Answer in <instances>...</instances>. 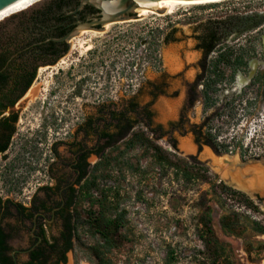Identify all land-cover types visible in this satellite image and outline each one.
Listing matches in <instances>:
<instances>
[{
    "label": "rangeland",
    "instance_id": "1",
    "mask_svg": "<svg viewBox=\"0 0 264 264\" xmlns=\"http://www.w3.org/2000/svg\"><path fill=\"white\" fill-rule=\"evenodd\" d=\"M261 10L264 0L178 6L169 14L161 11L112 23L105 33L83 34L85 42L80 40L77 45L76 39L65 62L46 70L37 80L26 111L29 168L0 174L1 197L28 204L25 197L51 182L46 168L53 153L61 158L65 155L61 143L72 139L77 125L93 115L98 103L121 104L132 97L143 78L145 83L158 82L165 74L168 94L159 96L151 107L154 125L167 133L156 143L169 152L176 166L159 167L152 152L143 147L125 150L120 144L113 150L109 157L118 156L114 166H102L93 174L98 177V189L108 190L113 214L119 215L122 224L112 231L111 246L100 250L95 234L81 229L80 243L68 253V264H224L223 258L210 256L208 244L213 240L205 231L206 220H210L215 245L225 250L231 264H264V234L254 230L256 224L264 226V187L257 192L259 197H252L226 183L211 165L220 159L223 166L222 158L227 155L232 161L264 159V103L255 108L248 104L243 111L240 103L239 110L235 109L237 119L233 116L232 120L226 109L224 116L213 122L215 129L222 126L228 132L221 141L237 135L228 153L217 154L196 144L188 131L190 124H200L212 115L213 108H204L200 101L187 107L186 102L187 85L194 80L200 56L195 49L200 26L208 19ZM169 32L177 39L175 43L163 42ZM233 40H228V45L240 43L249 49L248 36ZM146 91L145 86L138 102L150 100ZM229 93L218 95L217 103ZM247 97L252 98L253 92ZM56 143L60 144L53 146ZM89 162L95 163L96 158L91 156ZM221 182L250 202L223 190ZM232 213L238 215L237 232H229L221 224L222 218Z\"/></svg>",
    "mask_w": 264,
    "mask_h": 264
},
{
    "label": "flooded vegetation",
    "instance_id": "2",
    "mask_svg": "<svg viewBox=\"0 0 264 264\" xmlns=\"http://www.w3.org/2000/svg\"><path fill=\"white\" fill-rule=\"evenodd\" d=\"M239 21V28L246 30L240 32L235 29L228 40L234 37L233 42H237L248 36L249 52L234 57V60L237 58L240 64L234 63V66H230L224 60L220 64L224 72V79L217 84L218 95L227 90L230 93L227 96L224 95L223 101L220 104L216 103L215 107L222 108L230 104L232 108L238 111L241 103L244 104V107H241L243 111V108L247 109L248 104L255 108L264 103V10L240 14ZM106 26L105 30H81L77 34L79 35L78 38H75L77 35H71L68 51L52 65L37 66L36 75L26 91L9 109L0 114V174L29 168L28 131L30 129L26 128L28 125L26 123L28 118L26 111L30 104L29 97L37 80L46 70L56 68L65 62V59L71 55L76 39L79 42L84 38L82 32L105 33ZM171 34V32L167 33L163 40L167 37L169 41L175 43L177 39ZM228 40L226 41L227 44ZM77 41L76 44H78ZM237 47L246 46L238 43ZM198 51L200 56L195 63L196 74L199 71V62L203 58L202 52ZM216 56L213 53L206 56V65L208 66L210 60ZM220 58L222 59L224 56L221 55ZM207 73L208 70L203 76V83L204 80L209 82ZM203 83L198 88H203ZM145 86L146 83L143 78L131 98H137ZM236 86L239 89H233ZM147 88L149 91V87ZM41 89L39 88V91ZM251 91L253 97L249 98L247 96ZM147 95L151 98L150 94ZM122 106L131 109V105L128 103L101 102L94 107L92 116L84 117L75 128L72 139L66 143H61L64 145L65 155L61 158L53 153L54 159L46 168V173L51 182L39 185L31 196L25 197L28 204L16 202L11 197L3 198L0 194V227L2 229L0 233L5 235L0 247V260L2 262L5 264H68V253H73L75 246L80 243L81 229H88L91 234L100 238L99 233L95 232L97 222L102 217H106L108 222L112 219V203L108 201L110 198L108 190L98 189V179L94 180L95 184H90L88 188L86 187L87 180L91 181L95 177L93 172L97 162L103 157H109L113 152L112 141H116V146L123 144L122 142L129 137L130 133L144 123L143 117H133L131 119L132 129L121 136L118 129L114 130L113 126L109 124L110 120L99 117L104 109L120 110ZM143 108L144 103L139 101L136 110L141 112ZM251 112L252 110L247 115H251ZM182 114L180 113L179 116L181 117ZM234 116H236L234 119H237V113ZM127 123L125 120L122 126H127ZM58 144L60 143L53 146ZM91 156L96 158V162L93 164L89 162ZM235 163L236 161H232L230 166L232 164L235 166ZM223 166L226 169L229 167L225 163ZM227 175H229L228 170L224 172L223 176L226 177ZM17 203L22 205L24 209L18 210L15 207ZM84 204L88 207H85ZM99 232L106 236L111 234L109 227L104 232L100 228ZM69 245H72V248ZM93 258L95 259V254ZM72 263L74 264L73 261Z\"/></svg>",
    "mask_w": 264,
    "mask_h": 264
},
{
    "label": "water",
    "instance_id": "3",
    "mask_svg": "<svg viewBox=\"0 0 264 264\" xmlns=\"http://www.w3.org/2000/svg\"><path fill=\"white\" fill-rule=\"evenodd\" d=\"M24 1L0 0V11ZM177 1L206 0H39L2 18L0 114L26 91L36 75L37 66L52 65L68 51L71 35L86 29L104 30L108 24L136 19L142 16L141 10L146 6L165 12L173 9ZM234 161L235 178L227 175L222 177L224 181L252 197L253 194L259 197L260 189H246V184L254 181L257 188L263 189L264 172L261 169L264 170V159L241 161L237 158ZM222 162L232 163L228 155ZM214 171L219 172L216 168ZM0 264L3 263L0 261Z\"/></svg>",
    "mask_w": 264,
    "mask_h": 264
},
{
    "label": "trees",
    "instance_id": "4",
    "mask_svg": "<svg viewBox=\"0 0 264 264\" xmlns=\"http://www.w3.org/2000/svg\"><path fill=\"white\" fill-rule=\"evenodd\" d=\"M214 4V3H212ZM239 18L240 15H228L226 17L220 18V19H208L206 20L199 28V33L195 36V39L197 40V44L195 46V49L200 50L203 54V58L201 62H199V71L196 74L195 80L193 83H190L187 85V104L189 107H192L196 102H201L204 108L209 109L213 108L214 112L212 115L207 116L200 124H190L189 126V132L193 135L194 142L201 145H206L210 147L215 153L221 154V152L228 153L229 144L232 143L235 139H237V135L230 137L229 141L226 142L225 140L221 141L223 136L227 135L228 132L224 130V128L221 126L219 128L214 127V121L219 118H222L224 116L225 110L229 109L230 117L233 120V116L235 113V109L232 108L229 105H226L224 107H215L217 103L218 98V91L219 88L217 86L218 82L222 79H224V72L220 67V64L224 60L227 65L234 66V63L240 64L237 58L234 57L236 55H244L248 54L249 49L246 47H235L228 45L226 41L229 37L232 36L234 30L242 32L244 29L239 28ZM164 43L168 42V38L165 37L163 40ZM216 54L217 56L210 60V64L206 65V56L209 54ZM224 56V58H220ZM208 70L207 76L209 78V82L203 83V76ZM167 75L162 74L160 81L156 82H146V87H149L146 89L147 94H150L151 98L148 102L144 103V108L141 112H138L136 110L138 101L137 98H129L122 103H128L131 105V109L129 108H122L120 110H106L104 109L103 112H101V115L99 117L103 119L110 120L109 124L113 126L114 130L118 129V132L121 136H124L126 134V131H130L133 127L132 125V118L133 117H143L144 123L143 125H139V127L135 130H133L129 137L122 142L123 146L126 149L134 148L135 146L143 147L146 151H151V157L154 159V162L160 167H166V166H176L172 163L169 152L165 149H163L159 144L156 143V140H160L164 135H166V132H163L160 125H154L153 123V111L151 109V106L153 102L161 95H167V88L169 87V83L166 81ZM203 83V88H198V86H201ZM144 90V89H143ZM142 93V92H141ZM140 93V94H141ZM139 96V95H138ZM185 114H182L181 118L184 117ZM127 121V126H122V123L124 121ZM127 128L126 130L124 128ZM221 138V139H219ZM227 138V137H225ZM168 143L173 146V141L171 138L168 139ZM113 149H118V146H116V141H112ZM241 155H243L241 153ZM118 156L114 157H103L99 162L96 164V169L101 168L102 166L105 167V169L109 166H114V164L117 162ZM114 163V164H113ZM95 169V170H96ZM93 177V176H92ZM98 177H93V180L89 181L87 180L86 187L88 188L90 184H95L94 180H97ZM92 182V183H90ZM223 190H226L228 192L237 194L244 198L245 200H248V198L242 194L239 191H235L222 182L220 183ZM1 201V199H0ZM249 201V200H248ZM247 201V202H248ZM250 202V201H249ZM15 207L18 210L24 209L22 205L15 204ZM115 212V209L114 211ZM232 216V218H231ZM231 216H224L221 220L222 227H224L229 232H237V217L238 215L236 213H232ZM106 217H102L97 222V229L95 232L99 233L100 238V249H106L111 246V238L113 235L112 231H115L120 227L121 219L119 215L117 216L116 213L113 214L112 219L108 222L106 220ZM210 219V218H209ZM203 224H205V231L207 232L208 236L210 237V240H213V244H208V249L210 256L214 257V260H219V258H223L225 261L224 264H231L228 261V257L225 254V250L221 247H217L215 245L216 239L214 238V234L211 228L210 220H206ZM111 230V234L109 236L104 235L103 233H100L99 230L102 228V232H104L107 228ZM258 234H264V226H261L260 224L255 225L254 229ZM2 231L0 227V232ZM5 239V235L0 233V247L3 243V240ZM217 244V243H216ZM72 248V245H69ZM95 256L96 253H95ZM2 262V260H0ZM5 264L4 262H2Z\"/></svg>",
    "mask_w": 264,
    "mask_h": 264
},
{
    "label": "bare ground",
    "instance_id": "5",
    "mask_svg": "<svg viewBox=\"0 0 264 264\" xmlns=\"http://www.w3.org/2000/svg\"><path fill=\"white\" fill-rule=\"evenodd\" d=\"M37 1H39V0H26V1H24V2H22V3H20V4H17V5H14V6H12V7H9V8H6V9H4V10H2V11H0V20L2 19V18H4V17H7V16H9L10 14H12V13H15V12H17V11H19V10H22V9H24V8H26V7H28L29 5H31V4H33V3H35V2H37ZM221 1H225V0H206V1H196V2H188V1H177V3H176V6L173 8V9H170V10H168V11H165L167 14H169V13H171V12H174L173 10H176V8L178 7V6H195V5H204V4H211V3H218V2H221ZM161 11H157V10H154V9H152L150 6H146V7H144L142 10H141V15L142 16H146V15H148V14H154V13H160ZM142 16H139V17H142ZM110 25V24H109ZM97 32H92V31H84V32H82V34H91V35H95ZM78 42V41H77ZM82 42H85V41H81L80 43H82ZM80 43H79V45H80ZM77 45V44H76ZM88 45V44H87ZM81 47H82V45H81ZM90 48V46H87V49H89ZM220 159H218V161H219ZM217 161V160H216ZM216 162L215 164H212L211 163V165L214 167V168H216V169H218L219 170V173L223 176V174H224V172L225 171H227L228 170V173H229V175H231L233 178H235V175L233 174L234 173V171H236V168H233V167H235L233 164L230 166L229 165V167L226 169V168H224L223 166H222V164L220 163V162ZM261 171H263L264 172V170L263 169H261ZM262 172V173H263ZM236 174V173H235ZM224 177V176H223ZM235 181H236V179H234ZM238 181V180H237ZM246 189H252V190H261V188H257V183L256 182H254V181H248V184H246ZM254 187H256V188H254Z\"/></svg>",
    "mask_w": 264,
    "mask_h": 264
}]
</instances>
